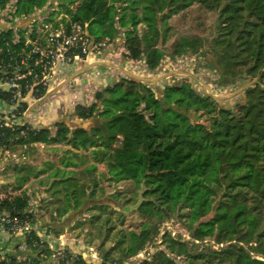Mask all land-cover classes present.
Here are the masks:
<instances>
[{
	"label": "trees",
	"instance_id": "trees-1",
	"mask_svg": "<svg viewBox=\"0 0 264 264\" xmlns=\"http://www.w3.org/2000/svg\"><path fill=\"white\" fill-rule=\"evenodd\" d=\"M10 1L0 0V8ZM48 1L17 0V14L29 16ZM62 1L72 20L88 24L97 40L114 42L125 29V57L144 62L149 71L168 57L161 45L169 41V21L198 4L216 15L210 38L182 37L172 55L209 54L213 61L207 66L220 76L219 94L244 88L223 106L194 84H165L156 92L140 79H122L96 93L91 106L76 105L72 116L77 122L11 128L1 120L0 151L30 154L36 145L90 151L97 163L144 186L136 212L156 224L160 244L184 257L185 264H264V0ZM2 34L10 37L12 31ZM0 98L7 100L8 93L0 89ZM195 116L206 117L208 124L193 121ZM96 117L104 121L102 126H84ZM96 172V166L86 168L79 177L74 173L55 180L51 189L57 201L66 202L57 210L60 217L71 209L81 212L93 206L99 211L93 219L107 239L115 226L106 208L87 206L83 200L90 187L95 190L88 197L93 198L100 186ZM29 208L24 195L0 202L1 214L32 221ZM176 215L187 219L191 240H176L164 230ZM150 233L119 231L116 245L104 249L102 264H123L135 257L153 239ZM139 264L176 263L160 251Z\"/></svg>",
	"mask_w": 264,
	"mask_h": 264
},
{
	"label": "rangeland",
	"instance_id": "rangeland-1",
	"mask_svg": "<svg viewBox=\"0 0 264 264\" xmlns=\"http://www.w3.org/2000/svg\"><path fill=\"white\" fill-rule=\"evenodd\" d=\"M12 1L17 2V0H11L10 2ZM62 2V0H49L46 6L52 4L53 9L58 10L56 14H65L66 12L61 6ZM77 6L76 4L72 7V10H76ZM69 18L71 19V17ZM215 23L216 15L206 11L198 4L174 16L169 21L171 27L169 41L166 45H161L168 57L154 71L147 70L144 62L125 57L126 48L123 37L125 29H121L120 26L118 28L121 29V33L114 42L97 40L91 36L95 41L106 44V50L101 54L94 53L84 61L74 64L59 87H64L67 78L73 72L80 70L92 58L101 61L106 68H97L93 73L94 75L92 73L90 76L86 75V81L91 80L94 76L101 79L110 75L118 81L137 78L150 84L156 92L163 89L165 84L190 83L194 84L199 92L203 91L204 94H211L219 99L220 104L223 106L229 105L233 102L234 96L244 87L238 85L235 86V91L232 93L219 94L217 87L220 83V76L214 74L211 71L212 69L207 66L209 62L213 61L211 55H195L190 51L181 55H172L174 45L182 37L200 36L209 39ZM202 52L206 53L207 48L205 47ZM81 79L82 77L77 81L80 83ZM79 83L76 84L77 87L73 84L78 92L74 100L76 104L91 106L95 102V94L104 90L103 87H95L94 84L90 86L89 84L84 85L83 83L80 85ZM71 90L75 89L72 88ZM49 98L50 96L46 97L45 100ZM73 120L76 121V119ZM193 121L208 124L206 117L195 116ZM103 123V120L96 117L92 121L84 123V126L91 129L92 127L102 126ZM40 146L36 145L32 153L26 154V158L23 157L22 152L11 151V156L8 157L5 151H0V186L3 187L0 193V202L11 195L28 197L29 213L32 215V221L29 222L44 237L45 244L38 251V253L43 252L45 254L44 262L47 261V264H50L48 262L51 260V256L55 254V260L59 264L64 262L65 264H102L104 249L116 245V242L120 239L119 231L126 234H130V232L140 234L143 229H150V235L153 239L148 241L135 257L123 264H139L143 260H151L152 256L160 251L168 253L176 264H185L184 257H176L170 254L165 246L160 244V236L156 234V224L149 223L148 219L142 218L136 212L137 206L142 201L143 185L122 177L116 169L97 163L90 151H77L65 145ZM93 166L97 167L96 177L100 186L96 189L93 198L88 197L95 190L93 186L90 187L83 200L87 199V206L102 204L106 208V216L109 215L112 218V226H115V230L107 239L104 235L99 234L97 229L99 224L94 222L93 219L96 214H99V211H96L93 206L88 209L89 211L81 210L80 212L71 209L65 217H60L57 210H60L63 205L65 206L66 202L64 200L63 202L57 201L53 196L55 190L51 189V185L55 180H63L74 173L79 177L80 173L84 172L86 168ZM24 180L26 181L24 184L26 187L20 189L19 187ZM61 188L60 186L58 189ZM91 199H94V201H91ZM49 224L54 228L49 227ZM187 224V219L176 215L164 225V230H169L176 240L189 241L191 236ZM103 242L105 247L102 246ZM5 244L6 242L3 243V245ZM51 247L55 252L52 251ZM60 248L66 253V256L59 254ZM199 248H203L202 245ZM194 250L197 249L193 248ZM35 255L34 252L31 257L32 262L36 261ZM118 255L119 251L113 254L115 257ZM15 261L17 263V259Z\"/></svg>",
	"mask_w": 264,
	"mask_h": 264
},
{
	"label": "built area",
	"instance_id": "built-area-1",
	"mask_svg": "<svg viewBox=\"0 0 264 264\" xmlns=\"http://www.w3.org/2000/svg\"><path fill=\"white\" fill-rule=\"evenodd\" d=\"M53 8L52 4L45 5L29 16L17 14V2L0 8V89L8 93L11 107L0 121L7 127L25 125L18 121L34 102L61 84L74 64L106 50V44L91 37L87 24L72 20L68 13L56 14L58 10ZM3 30L12 31V35L3 36ZM23 149L27 151L29 146ZM5 152L11 156L10 150ZM44 244V237L29 220L0 213V264H47L45 254L38 253ZM34 252L36 261L32 262ZM59 254L66 256L61 248ZM55 258L53 254L48 263L59 264Z\"/></svg>",
	"mask_w": 264,
	"mask_h": 264
},
{
	"label": "crops",
	"instance_id": "crops-1",
	"mask_svg": "<svg viewBox=\"0 0 264 264\" xmlns=\"http://www.w3.org/2000/svg\"><path fill=\"white\" fill-rule=\"evenodd\" d=\"M83 67L85 68L83 69ZM83 67L80 70L73 72V74L67 78L64 87L60 88L59 85L53 86L46 95V97L50 96L48 100H45V97L43 100L34 102L31 108L27 111V114L24 116V119H21L18 122L29 123L34 127H51L56 122L73 123V119L75 118L72 116V112L74 111V107L78 105L76 104V101H74L78 92L76 91L77 89L73 87L79 83L77 79L82 77L79 83L80 85L84 83V85L89 84L92 86V84H94L95 87L99 86L103 88L118 81L111 75L101 79L95 78L94 76L91 80H85L87 79L86 75L90 76L91 73H95L97 68H106L105 64L101 61L91 58ZM72 88L75 90H71ZM10 110L11 107L7 103V100L0 98V116L8 114ZM24 187H26V185Z\"/></svg>",
	"mask_w": 264,
	"mask_h": 264
}]
</instances>
